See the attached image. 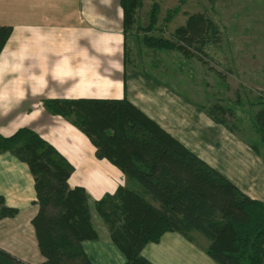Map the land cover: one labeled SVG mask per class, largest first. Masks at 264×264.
<instances>
[{
  "label": "trees",
  "instance_id": "1",
  "mask_svg": "<svg viewBox=\"0 0 264 264\" xmlns=\"http://www.w3.org/2000/svg\"><path fill=\"white\" fill-rule=\"evenodd\" d=\"M121 6L126 34L141 0H121ZM195 17L178 30L185 45L206 42L205 37L196 40L206 20ZM156 22L154 8L147 30ZM207 23L205 30L216 33L214 24ZM12 30L0 26V55ZM149 43L164 49L187 48L164 39ZM46 107L51 114L70 120L90 138L99 158L111 161L129 182L137 184L136 189L120 187L94 205L112 242L127 258L126 264H153L142 252L169 232L189 241H194L193 232L201 234L210 242L206 252L217 264H264V202L245 194L131 102L59 99L47 101ZM223 112L214 108L208 115L223 124L227 121ZM255 124L264 143L263 104L255 114ZM4 152L27 163L34 176L39 213L33 225L45 258L42 264H92L83 243L98 240L99 233L87 191L69 185L73 166L30 128L11 136L0 134V154ZM15 214L1 206L0 218ZM0 264L24 263L0 249Z\"/></svg>",
  "mask_w": 264,
  "mask_h": 264
},
{
  "label": "crops",
  "instance_id": "2",
  "mask_svg": "<svg viewBox=\"0 0 264 264\" xmlns=\"http://www.w3.org/2000/svg\"><path fill=\"white\" fill-rule=\"evenodd\" d=\"M249 1L253 7L254 0ZM259 1L254 12L244 9V0L243 14L237 15L254 16L256 27L264 32V0ZM14 13L22 18L14 22ZM0 26L13 28L0 55V134L11 136L21 128L38 133L73 166L69 185L84 188L91 207L128 187L129 180L111 161L98 157L90 138L70 120L51 114L47 101L126 99L184 145V132L190 129L188 119H183L184 107L188 108L190 97L172 83L134 73L127 58L121 0H0ZM245 26L240 37L247 44L254 35L253 27ZM204 115L210 124L221 125ZM212 136L221 146L219 135ZM240 147L225 148L243 152L244 159L247 151ZM191 151L214 168L207 157ZM223 175L236 185L230 175ZM2 205L16 214L0 218V249L24 264H42L45 258L33 225L39 213L35 179L29 165L11 152L0 154V209ZM100 240L99 235L98 240L83 243L92 264H126L127 258L110 237ZM179 248L193 250L202 264H217L194 241L173 232L148 244L142 255L153 264H191ZM106 252L111 255L107 262L100 260Z\"/></svg>",
  "mask_w": 264,
  "mask_h": 264
},
{
  "label": "rangeland",
  "instance_id": "3",
  "mask_svg": "<svg viewBox=\"0 0 264 264\" xmlns=\"http://www.w3.org/2000/svg\"><path fill=\"white\" fill-rule=\"evenodd\" d=\"M246 1V10L255 12L261 5L259 0H254L253 7ZM244 4V0H141L135 22L126 33L127 58L139 76L172 83L188 93L190 101L188 108L184 107L183 119H188L190 129L184 132V145L207 157L210 164L226 176L230 175L243 192L264 202V143L255 124V114L264 105V32L256 27L254 16L237 15L242 13ZM154 8L157 22L154 28L147 30ZM19 14L14 13V22L22 18ZM195 16L206 20L202 23L204 27L212 22L217 32L200 26L196 40L205 37V44L185 45L178 30ZM245 25L253 27L254 35L247 44L240 37L245 35ZM151 39L173 41L187 48L185 51L157 48L149 43ZM214 108L224 111L226 122L218 126L210 124L204 114ZM215 133L219 135L221 146L214 139L216 136H212ZM228 145L245 147L248 156L243 159V152L238 154L225 148ZM128 188L136 189L137 184L129 182ZM91 211L100 241L105 242L110 237L108 228L94 205ZM191 236L201 250L210 246L201 234L193 232ZM178 250L190 257L191 264H202L193 250ZM109 258L108 252L100 256L102 261Z\"/></svg>",
  "mask_w": 264,
  "mask_h": 264
}]
</instances>
